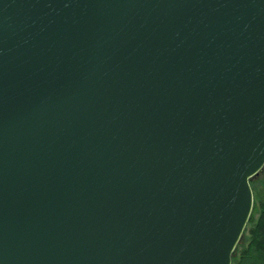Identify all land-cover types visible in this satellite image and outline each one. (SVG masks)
Listing matches in <instances>:
<instances>
[{"label": "water", "instance_id": "95a60500", "mask_svg": "<svg viewBox=\"0 0 264 264\" xmlns=\"http://www.w3.org/2000/svg\"><path fill=\"white\" fill-rule=\"evenodd\" d=\"M264 169V0H0V264H232Z\"/></svg>", "mask_w": 264, "mask_h": 264}, {"label": "trees", "instance_id": "16d2710c", "mask_svg": "<svg viewBox=\"0 0 264 264\" xmlns=\"http://www.w3.org/2000/svg\"><path fill=\"white\" fill-rule=\"evenodd\" d=\"M249 223L233 254L232 264H264V187L255 196Z\"/></svg>", "mask_w": 264, "mask_h": 264}, {"label": "rangeland", "instance_id": "374dc122", "mask_svg": "<svg viewBox=\"0 0 264 264\" xmlns=\"http://www.w3.org/2000/svg\"><path fill=\"white\" fill-rule=\"evenodd\" d=\"M252 188L254 192V201H255V196H257V193L259 192L260 189L264 187V169L259 173L258 176H256L253 181H252ZM253 213V211H252ZM251 224L248 222L247 228H249Z\"/></svg>", "mask_w": 264, "mask_h": 264}]
</instances>
